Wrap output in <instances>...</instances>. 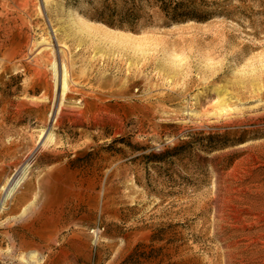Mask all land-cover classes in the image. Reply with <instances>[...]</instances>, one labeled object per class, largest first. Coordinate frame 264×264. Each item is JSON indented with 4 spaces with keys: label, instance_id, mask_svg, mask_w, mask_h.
Listing matches in <instances>:
<instances>
[{
    "label": "rangeland",
    "instance_id": "obj_1",
    "mask_svg": "<svg viewBox=\"0 0 264 264\" xmlns=\"http://www.w3.org/2000/svg\"><path fill=\"white\" fill-rule=\"evenodd\" d=\"M217 1L131 31L0 0V264H264V0Z\"/></svg>",
    "mask_w": 264,
    "mask_h": 264
},
{
    "label": "trees",
    "instance_id": "obj_2",
    "mask_svg": "<svg viewBox=\"0 0 264 264\" xmlns=\"http://www.w3.org/2000/svg\"><path fill=\"white\" fill-rule=\"evenodd\" d=\"M96 11L99 22L131 31L152 24L155 14L171 24L208 22L227 14L217 0H101Z\"/></svg>",
    "mask_w": 264,
    "mask_h": 264
},
{
    "label": "bare ground",
    "instance_id": "obj_3",
    "mask_svg": "<svg viewBox=\"0 0 264 264\" xmlns=\"http://www.w3.org/2000/svg\"><path fill=\"white\" fill-rule=\"evenodd\" d=\"M26 2V1H25ZM27 2H28V0H27ZM34 6V5H33ZM14 7V6H13ZM25 8V7H24ZM17 11V10H16ZM31 14V13H30ZM71 17L76 21V20H78L79 22H80V24H81V26L83 27V28H85L86 26H88L87 24L88 23H86V21L77 13V12H72L71 13ZM72 20V19H71ZM77 22V21H76ZM110 30H112V29H110ZM112 31H114V30H112ZM115 32H117V31H115ZM106 37H108V38H114V39H119L120 37H117L118 35H116L115 33L113 34V33H103ZM50 47V46H49ZM53 47V46H52ZM52 47H50V51H51V48ZM42 49H40V51H41ZM41 53V52H40ZM37 54V53H36ZM48 54V53H47ZM45 55V54H44ZM48 55H50V54H48ZM33 56L34 55H32V58H33ZM38 56V55H37ZM43 56V55H42ZM40 57V56H39ZM49 57V56H48ZM34 60V59H33ZM64 60H66V59H64ZM68 60V59H67ZM51 61H53V60H51ZM70 62V61H69ZM40 63V62H39ZM64 63V62H63ZM63 63H62V65H63ZM57 66V65H56ZM63 69V68H62ZM56 70V69H55ZM62 71V70H61ZM58 83H59V88H60V94H61V98H62V100H64L65 98H66V96H67V94L69 93V91H70V84H69V73H68V69H67V67L66 66H64V74L61 76V77H58ZM72 85V84H71ZM73 90V89H72ZM48 137L50 138V140H52L53 139V135L52 134H50V135H48ZM21 179H23V178H19V179H15V178H13L10 182H9V184L7 185L8 187H7V196L9 197L14 191H15V189L17 188V186L20 184V182H21Z\"/></svg>",
    "mask_w": 264,
    "mask_h": 264
}]
</instances>
